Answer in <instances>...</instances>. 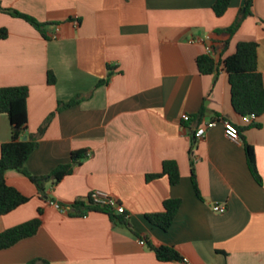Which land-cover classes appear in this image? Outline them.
<instances>
[{"label":"crops","instance_id":"1","mask_svg":"<svg viewBox=\"0 0 264 264\" xmlns=\"http://www.w3.org/2000/svg\"><path fill=\"white\" fill-rule=\"evenodd\" d=\"M216 0H0L2 7L56 26L50 39L23 19L0 12V89L29 88L28 132L37 134L53 115L26 167L50 175L72 163L74 152L89 157L57 185L47 200L21 172L7 183L31 200L0 216V234L38 217V233L0 251V264H185L161 262L149 243L176 249L189 264H264V115L246 125L232 105L229 76L222 66L200 73L197 59L214 51L217 63L239 43L256 42L264 77V0H254L234 35L223 33L240 16L246 0H232L223 17ZM56 79L49 84V73ZM79 99L59 108V103ZM190 115L191 121L182 117ZM222 118L237 125L233 141L219 123L205 138L195 130ZM259 124V127H256ZM7 115L0 114V156L11 141ZM254 147L259 182L248 164L245 144ZM175 161L181 180L171 185L160 174ZM195 175L196 186L193 181ZM98 192L124 206L128 226L108 215L65 214L49 204L72 206ZM181 206L168 231L146 216L164 202ZM223 204L227 212H214Z\"/></svg>","mask_w":264,"mask_h":264},{"label":"trees","instance_id":"2","mask_svg":"<svg viewBox=\"0 0 264 264\" xmlns=\"http://www.w3.org/2000/svg\"><path fill=\"white\" fill-rule=\"evenodd\" d=\"M232 0H216L213 5V11L217 17H223L228 11ZM254 0H246L245 6L237 18L235 24L220 31L230 35H234L243 19L247 15H251V8ZM0 12L8 13L13 17L20 18L31 24L44 37L50 38L48 30L52 24H44L38 22L34 17L23 14L17 10L6 9L0 3ZM8 30L0 29V40L8 37ZM258 48L256 42L239 43L236 52L217 63L210 55H203L197 59L198 69L203 75L214 74L219 66H222L229 76V83L231 85L232 105L235 112L244 117L248 115H255L258 118L264 115V77L258 69ZM56 79L53 73H49V84L54 85ZM29 88L21 87H4L0 89V114L8 116L11 125V141L5 143L1 147L0 156V216H5L15 211L19 207L27 204L31 198L23 195L16 188L10 186L6 180V173L11 170H16L24 174L37 188L39 196L47 200V186L51 183L57 185L65 177L74 172L76 166L82 164L89 155L87 151L74 152L72 155V163L68 165H61L56 168L50 175L35 176L31 174L27 167V161L30 156L37 150L39 146V139L44 134L53 115H51L45 124L41 127L39 132L35 135L28 132V98ZM79 99H75L69 103H59V109L68 108L78 104ZM256 124V127H259ZM25 138H28L25 140ZM248 164L256 179L261 182V176L258 172L256 154L254 147L245 144ZM161 177H168L171 185L180 183L181 175L178 165L175 161H165L163 164V171L160 174H150L147 176L148 181H153ZM195 175L193 174V181L196 186ZM180 199H169L164 202V210L161 213L149 214L146 219L154 226L168 231L176 218V214L181 206ZM73 211L69 213L74 217H86L92 212H100L109 216L114 224L128 226L129 222L127 215H118L113 209L107 206L93 204L91 200L76 201L72 206ZM43 210L39 209L38 217L29 220L25 223L19 224L15 227L7 229L0 234V251L9 249L20 241L35 236L42 226ZM150 249L154 252L156 258L161 262H184L181 254L170 246L160 245L156 246L149 243ZM38 261H33L28 264H38ZM44 264L48 262L42 261Z\"/></svg>","mask_w":264,"mask_h":264},{"label":"built area","instance_id":"3","mask_svg":"<svg viewBox=\"0 0 264 264\" xmlns=\"http://www.w3.org/2000/svg\"><path fill=\"white\" fill-rule=\"evenodd\" d=\"M60 31L59 26H56L55 28V32L52 33L50 35L51 39H57L58 37V33ZM207 52L208 55L213 56L214 51L211 47L207 48ZM183 122L188 123L191 121V116L190 115H184L182 117ZM258 120V117L255 115H248V116H244L242 117V121L244 122V124L246 125H251L253 123H255ZM219 123H222L224 126V130H225V134L228 138H230L233 141H238L241 139V132L240 129L237 125L226 121L222 118H218L212 121H209L207 123L202 124L201 126H199L195 132L193 133V136L196 140H200L206 137V135L208 134V132L215 128ZM91 200L93 202V204H98V205H102V206H107L110 209H113L114 212L118 215H127L126 209L124 208V206L120 205L116 199L106 196V195H102L98 192H93L91 193L86 201ZM49 204L51 206H53L54 208H56L57 210H59L62 213L65 214H69L73 211L71 206H64L58 202L55 201H49ZM212 209L214 212H217L219 214H224L227 212V207L223 204L220 205H214L212 206ZM128 218V216H127ZM185 264H189V262L187 260H184Z\"/></svg>","mask_w":264,"mask_h":264},{"label":"water","instance_id":"4","mask_svg":"<svg viewBox=\"0 0 264 264\" xmlns=\"http://www.w3.org/2000/svg\"><path fill=\"white\" fill-rule=\"evenodd\" d=\"M28 138H25V140H27Z\"/></svg>","mask_w":264,"mask_h":264}]
</instances>
